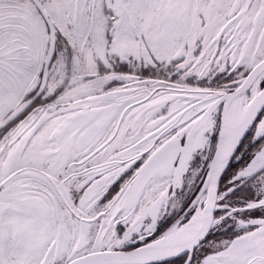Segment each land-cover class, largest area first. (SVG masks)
Instances as JSON below:
<instances>
[{"label":"snow or ice","instance_id":"6c2138e0","mask_svg":"<svg viewBox=\"0 0 264 264\" xmlns=\"http://www.w3.org/2000/svg\"><path fill=\"white\" fill-rule=\"evenodd\" d=\"M0 264H264V0H0Z\"/></svg>","mask_w":264,"mask_h":264}]
</instances>
